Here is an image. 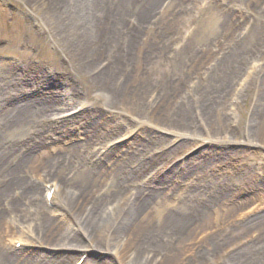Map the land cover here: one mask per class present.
<instances>
[{
  "label": "rangeland",
  "instance_id": "374dc122",
  "mask_svg": "<svg viewBox=\"0 0 264 264\" xmlns=\"http://www.w3.org/2000/svg\"><path fill=\"white\" fill-rule=\"evenodd\" d=\"M116 5L117 16L84 20L73 0H0V85L7 82L8 93L15 94L0 103V148L11 149L6 164L28 157L32 166L23 173L33 184L46 174L36 168L40 163L58 159L79 169L88 149L93 161L110 150L101 163L106 178H113L114 163L154 162L159 167L139 184L176 173L167 179L177 177V188H164L170 208L187 200L193 184L198 204L206 196L218 201L211 202L207 223L181 242L171 241L175 251L158 256L160 263L185 264L195 257L202 264H230L229 257L243 251L253 260L249 264H264V145L173 140L185 120L182 112L195 115L197 101L209 98L225 72L222 65L233 61L229 54L264 51V0H157L148 13L141 0ZM225 12L235 17L224 21ZM254 61L261 65L264 57L244 65ZM252 100L253 91L242 94L234 109L237 120L249 121ZM19 116L29 123L9 129ZM237 137L245 140L243 132ZM19 194L0 197V248L6 254L38 261L70 258L58 264L109 258L99 249L77 254L36 245L29 233L24 245L7 243L6 228L20 232L34 224L21 212L29 199ZM59 196L49 208L65 211Z\"/></svg>",
  "mask_w": 264,
  "mask_h": 264
},
{
  "label": "bare ground",
  "instance_id": "6f19581e",
  "mask_svg": "<svg viewBox=\"0 0 264 264\" xmlns=\"http://www.w3.org/2000/svg\"><path fill=\"white\" fill-rule=\"evenodd\" d=\"M116 1L73 0V5L84 20L87 17L92 20L96 16H117L120 12L117 7L120 6L116 5ZM141 1L146 8L145 13H148L157 2V0ZM232 17L235 15L230 16L226 12L223 14L224 21L231 20ZM228 57L233 61L229 64H221L225 72L215 81L216 84L211 88L214 91L207 93L209 98H200L197 105L190 102L191 106L193 104L197 106L196 114L182 112L185 120L174 129L179 132H175L173 140L190 136L197 138L202 144L234 142L264 145V63L260 65L254 61L249 63L248 67L244 65L249 58L264 57V51L259 49L241 54L231 53L226 58ZM2 84L0 85L1 104L7 96H12L13 99L15 95L8 93L7 82L4 81ZM247 91H253L252 103L255 110L249 121L245 122L236 119L234 109L242 94ZM227 92L229 99L226 100ZM21 123L27 125L28 117L15 118L9 129L19 128ZM138 125L140 123L130 128L129 133ZM242 132L245 136L244 141H240L237 137V134ZM10 151L11 149L0 148V183H3L0 197H10L15 192H20L18 197L26 196L29 199L28 207L21 212L30 214L34 224L26 227L27 230L21 229L20 232L13 227L6 228L3 235L7 243L24 245L27 242L24 233H29L33 236V243L36 245L73 249L77 254L99 249L110 255L108 259L92 264H162L158 261V256L163 255L166 258L171 254L175 247L171 241L181 242L186 234L198 225L207 223L206 220L211 216L208 211L211 199L206 196V199L200 200L198 204L194 184L188 186L187 200L170 208L164 188L169 186L177 188L180 184L177 177L174 178L175 180L167 179L170 176L175 177L176 173L165 178L153 175L147 182L139 184L151 169L159 167V164L154 162L114 163L110 167V171L114 174L113 178H106L102 176L105 167L101 163L110 150L107 149L104 156L93 161L89 159L92 153L88 149L81 161L76 160L82 162L79 164V169L76 165L73 167V163L65 164L58 159L54 162L40 163L36 168L46 174L38 182L31 184L23 173L32 166L28 157L23 155L12 161L8 167L6 160ZM253 157L255 158L254 155ZM200 164H206L205 160L198 165L201 166ZM187 166L190 167V164ZM132 190L135 192L133 193ZM96 194L98 197L95 200ZM57 196L60 197L59 203L63 204L65 211L57 207L49 208V205L54 204ZM212 203L216 205L218 201L213 200ZM11 206L12 204L9 208ZM20 208L22 207L19 206L18 209ZM3 216L0 212V222ZM22 216L24 217L20 218V221H24L26 214ZM72 231H80L83 237L76 236ZM84 237L89 243L81 241ZM244 253L243 251L234 253L227 262L249 264L253 260H249L248 254ZM200 256L202 257L203 253L200 252ZM69 259L59 256L53 260L38 261L33 255L9 256L3 248H0V264H58L60 261L68 262ZM198 261L202 264L193 257L185 264H197ZM82 264H86V261Z\"/></svg>",
  "mask_w": 264,
  "mask_h": 264
}]
</instances>
